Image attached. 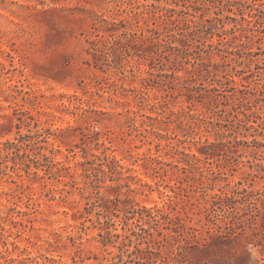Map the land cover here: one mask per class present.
I'll return each instance as SVG.
<instances>
[{
	"label": "rangeland",
	"instance_id": "rangeland-1",
	"mask_svg": "<svg viewBox=\"0 0 264 264\" xmlns=\"http://www.w3.org/2000/svg\"><path fill=\"white\" fill-rule=\"evenodd\" d=\"M0 264H264V0H0Z\"/></svg>",
	"mask_w": 264,
	"mask_h": 264
},
{
	"label": "trees",
	"instance_id": "trees-1",
	"mask_svg": "<svg viewBox=\"0 0 264 264\" xmlns=\"http://www.w3.org/2000/svg\"><path fill=\"white\" fill-rule=\"evenodd\" d=\"M116 206L118 207V205L116 204ZM118 209V208H117ZM138 212V211H144L143 209H141V208H138L137 210L134 208V207H132V208H130V209H126L125 208V215H124V221H126V220H128V219H130V218H132V216H133V214L135 213V212ZM132 213V216H129L128 215V213ZM141 212H138L139 214L141 213ZM103 214H104V216L108 219L107 221H109V219H110V217H109V212H108V207L107 206H105L104 207V209H103ZM143 219V217H142V215H140V216H138V218H136V221L138 222V221H140V220H142ZM136 225H139V224H137L136 223Z\"/></svg>",
	"mask_w": 264,
	"mask_h": 264
},
{
	"label": "clouds",
	"instance_id": "clouds-1",
	"mask_svg": "<svg viewBox=\"0 0 264 264\" xmlns=\"http://www.w3.org/2000/svg\"><path fill=\"white\" fill-rule=\"evenodd\" d=\"M253 256L255 257L257 255V251L255 249H251Z\"/></svg>",
	"mask_w": 264,
	"mask_h": 264
}]
</instances>
